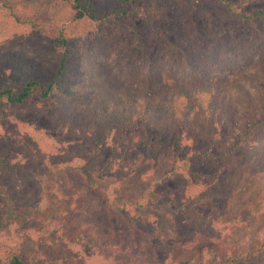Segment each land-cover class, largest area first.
<instances>
[{
	"label": "trees",
	"instance_id": "obj_1",
	"mask_svg": "<svg viewBox=\"0 0 264 264\" xmlns=\"http://www.w3.org/2000/svg\"><path fill=\"white\" fill-rule=\"evenodd\" d=\"M256 1L0 0V148L13 155L0 156V239L22 220L63 231L57 249L37 226L20 246L0 241V264L258 263L264 235L229 243L264 218ZM109 32L180 62L131 71L97 47ZM105 176L142 189L117 199L98 185Z\"/></svg>",
	"mask_w": 264,
	"mask_h": 264
},
{
	"label": "rangeland",
	"instance_id": "obj_2",
	"mask_svg": "<svg viewBox=\"0 0 264 264\" xmlns=\"http://www.w3.org/2000/svg\"><path fill=\"white\" fill-rule=\"evenodd\" d=\"M249 7H264V0H257L256 2H253L251 5L247 6ZM233 33V32H232ZM131 32L128 33L129 36H126L122 34L121 32H109V35L105 37V39H100L97 42V47L100 49L102 53H104L106 56H108L110 53L115 54V59L120 61H125L131 68H134L132 66L133 63H137L139 67H141L144 63L143 61L145 58H151L156 59L160 64H163L165 67H176L180 60L178 56L167 50L164 46H151L149 42H144V45L146 46L145 50H141L138 48L131 40ZM146 41V40H145ZM20 41L17 40L15 43H19ZM249 46L251 48L250 54H259L261 55L262 52L259 50V45L256 42V40L249 41ZM3 126H6L4 124ZM4 128V127H3ZM7 151L4 152L3 148H0V156L6 158L7 156L9 158H12L13 155H6ZM17 159H20L23 161V156L18 155L16 157ZM138 178H133L132 180H137ZM59 180V181H58ZM64 180H67L66 176H57L56 183L58 184V187H64L61 188L62 192L69 191V193H73L75 189H71V185L67 184ZM75 180V179H72ZM98 185L105 190L110 191V194L114 195L117 199L124 197L128 194L136 193L137 191H140L142 189V186L137 183L133 182L130 186H118V181L115 177L111 176H105L102 178H99L97 181ZM75 188V186H73ZM56 189V187H55ZM250 192L247 191L246 197L242 200V204H246L249 201L254 200L247 198L248 194ZM86 206L89 212L92 214V212L98 208H100V205L97 200L90 198V192L86 190ZM250 199V200H249ZM249 200V201H248ZM39 227L40 229L46 230L47 238H49V244L53 246L54 248H58V242L59 240H63L60 236V234L63 233V231L60 229V227L56 223H49V222H41L38 220H22L15 224L11 225V228H9L6 231V236L2 237L0 239L1 243L5 242L8 246H20L22 242L27 241L26 237L29 236L30 239L34 237L33 232L30 230L32 227ZM264 235V218L263 220L259 219H251L246 223V225L239 228V230H236L235 235L232 237L231 240H229V243H232L234 245L244 247L249 245L250 243H253L256 236H263ZM81 236V235H78ZM36 237V236H35ZM80 239L77 237L75 238L74 242H78ZM25 245V244H24ZM69 248L74 250V252L77 251V246L75 243H70L68 245ZM98 261V259H97ZM89 263V262H87ZM92 263V264H96ZM59 264H62L61 262ZM256 264H264V254L258 258V263Z\"/></svg>",
	"mask_w": 264,
	"mask_h": 264
}]
</instances>
